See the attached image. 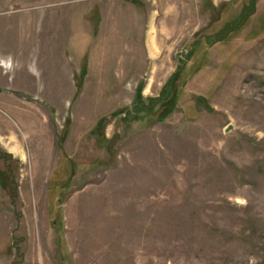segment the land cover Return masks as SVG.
<instances>
[{"label": "rangeland", "instance_id": "1", "mask_svg": "<svg viewBox=\"0 0 264 264\" xmlns=\"http://www.w3.org/2000/svg\"><path fill=\"white\" fill-rule=\"evenodd\" d=\"M0 65V264H264V0H0Z\"/></svg>", "mask_w": 264, "mask_h": 264}, {"label": "crops", "instance_id": "2", "mask_svg": "<svg viewBox=\"0 0 264 264\" xmlns=\"http://www.w3.org/2000/svg\"><path fill=\"white\" fill-rule=\"evenodd\" d=\"M1 60L2 61H5L6 63L9 61V58H12L14 59L10 53L8 54H5V53H1ZM28 70V69H27ZM27 77H31V82L33 81V77H35L33 71H30L28 70L27 71ZM29 74H31V76H29ZM10 75H11V68H7V66H4V65H0V104H4V100H9V101H6L7 104H17L18 101H10L12 100V97L10 94H7L6 95V91L9 90V88L12 86V82L11 81V78H10ZM28 78L26 80H19V82H17V87L20 86V85H25L27 86V84L29 83V80ZM14 87V86H13ZM14 96H16L14 94ZM17 99V98H15ZM14 150H16V148H14ZM20 150H17V152H19Z\"/></svg>", "mask_w": 264, "mask_h": 264}, {"label": "trees", "instance_id": "3", "mask_svg": "<svg viewBox=\"0 0 264 264\" xmlns=\"http://www.w3.org/2000/svg\"><path fill=\"white\" fill-rule=\"evenodd\" d=\"M252 13H254V11H252ZM252 13H250V14H252ZM170 90H171V88L168 89V91H166V92H167V95L170 93V92H169ZM101 122H102V121H101ZM101 122L99 121V122H98V125L101 124Z\"/></svg>", "mask_w": 264, "mask_h": 264}]
</instances>
